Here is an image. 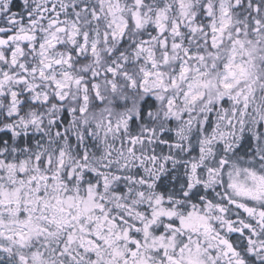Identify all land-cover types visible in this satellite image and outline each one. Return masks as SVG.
<instances>
[{"label":"snow or ice","instance_id":"1","mask_svg":"<svg viewBox=\"0 0 264 264\" xmlns=\"http://www.w3.org/2000/svg\"><path fill=\"white\" fill-rule=\"evenodd\" d=\"M0 264H264V0H0Z\"/></svg>","mask_w":264,"mask_h":264}]
</instances>
